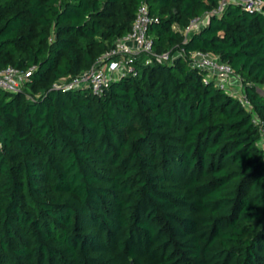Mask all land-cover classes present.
<instances>
[{"label":"trees","instance_id":"16d2710c","mask_svg":"<svg viewBox=\"0 0 264 264\" xmlns=\"http://www.w3.org/2000/svg\"><path fill=\"white\" fill-rule=\"evenodd\" d=\"M220 1L0 0V71L31 72L0 91V264H264V0L215 14ZM142 4L150 63L137 56L102 94L55 87ZM195 52L231 66L251 107Z\"/></svg>","mask_w":264,"mask_h":264},{"label":"built area","instance_id":"2783aa9c","mask_svg":"<svg viewBox=\"0 0 264 264\" xmlns=\"http://www.w3.org/2000/svg\"><path fill=\"white\" fill-rule=\"evenodd\" d=\"M231 2L239 4L249 11H262L263 9V0H221L219 8L214 13L220 14ZM151 21L148 6L142 4L137 12L132 30L128 35L119 39L115 47L104 54L91 69L80 74L71 82L57 83L55 87L63 90L86 88L90 89L94 94H102L113 81L127 74L135 75V68L132 65L134 59L141 54H146L148 56L146 63L148 64L151 61L150 56L154 55L153 41L148 34ZM203 24L204 21L201 18L192 20L190 25L185 29L184 42L186 43L189 35L198 30ZM184 51L183 48L176 51V53H173V57L182 56ZM170 56L171 54L168 52L158 56V58L162 62H168L171 58ZM190 58L193 66L208 71L220 87L226 89L225 86L232 84L230 83L232 80L238 83L240 81V84H242L231 66L222 62L218 56L195 52L191 54ZM30 74V71L27 72L12 66L7 67L0 71V91H20ZM241 101L245 106L251 107L246 94L245 99ZM253 122L259 127L262 133L260 145L264 148V122L256 115L253 118Z\"/></svg>","mask_w":264,"mask_h":264},{"label":"rangeland","instance_id":"374dc122","mask_svg":"<svg viewBox=\"0 0 264 264\" xmlns=\"http://www.w3.org/2000/svg\"><path fill=\"white\" fill-rule=\"evenodd\" d=\"M230 83H232V84H230ZM230 83H229L230 85L225 86V88L231 94L237 96L241 100H244L245 99V90H244L243 84H240V81L238 83V82H235L233 80ZM257 87H258V91L261 92L262 94H264V85H258Z\"/></svg>","mask_w":264,"mask_h":264}]
</instances>
